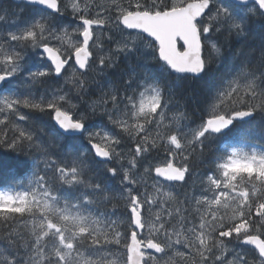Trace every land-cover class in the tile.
Wrapping results in <instances>:
<instances>
[{
  "label": "snow or ice",
  "instance_id": "obj_1",
  "mask_svg": "<svg viewBox=\"0 0 264 264\" xmlns=\"http://www.w3.org/2000/svg\"><path fill=\"white\" fill-rule=\"evenodd\" d=\"M255 25L252 61L205 53ZM256 114L264 0H0V264H172L177 247L179 264H264V143L240 136ZM115 191L124 209L101 211Z\"/></svg>",
  "mask_w": 264,
  "mask_h": 264
},
{
  "label": "trees",
  "instance_id": "obj_2",
  "mask_svg": "<svg viewBox=\"0 0 264 264\" xmlns=\"http://www.w3.org/2000/svg\"><path fill=\"white\" fill-rule=\"evenodd\" d=\"M2 2L5 5L12 3L10 0H2ZM259 27H260L259 25L254 26L253 35L250 36L247 40L237 41V40H234L230 37L225 38L229 42V47H228V50L226 52L224 49H221V52L218 53L215 49H212L211 52L209 53L207 51V48H206L205 53L207 55H209L210 58L211 57L225 56L226 59H225L224 63H226L229 68L231 67L233 60H234V57L232 55L233 52H236V53L244 52L246 54V57H247L245 63H247L248 61H252L254 56L258 57V55H259L258 50H259V46L261 43V37L258 34L259 33ZM211 43L212 42H210L208 45L209 48L211 47ZM107 45H109V44L107 43ZM108 47H111L114 49V47H112V45H109ZM255 62L258 63V59ZM74 74L76 76H79V73H74ZM214 75L222 76V75H224V73L223 72H220L218 74L214 73ZM72 76H73V73L70 71L69 76L66 77V79L71 80ZM97 79H99V77H97ZM197 94L199 96V101L194 105V107H195L196 117L199 118V116L203 114V109L205 107H208L209 111L211 110V108H210V105L204 104V102H203L204 97L202 94L199 93V90H197ZM84 99L87 100L88 103L91 105L94 101L97 103L99 102V95L97 94L95 96H92L90 99L88 97H84ZM74 103H75V101H74ZM24 111L27 112L29 110L25 109ZM98 111L102 112L103 109H98ZM169 115L172 116V115H175V113H169ZM33 116L34 117L35 116H41L42 119H40V120L34 119L33 121H31V123L33 125L39 126L41 129L47 131L48 128L50 127V122L48 120V117L44 114L37 113L34 110H33ZM94 119H97V118H94ZM25 126L26 125L23 122H21V127H25ZM96 130L99 131L101 129L97 128ZM262 133H264V117H261L260 115L256 114L255 118L253 120H251V122L249 124L243 125V130L241 131L240 136L246 138L249 142H254V143L260 144V143H264V139L261 138ZM49 135H53V134L49 133ZM226 139L228 140V142H232L231 137L226 138ZM237 142H242V141L238 140ZM217 148H218V145L214 143L212 145V152H216ZM0 151H3V150L0 149ZM153 155L156 157L155 159H153L151 161V163L154 166H156V164H158V162H161L165 159L164 153H159L158 155L153 154ZM5 159H6V161L8 160L7 157ZM22 159H24V158H22ZM27 159L31 160L30 157H28ZM8 162L13 166L14 171L16 173V176L18 178L24 180L25 183H27V180L29 178H31L30 175H27L28 166L25 163H22L20 161L11 160ZM193 166L197 169L198 172H204L207 169V165H200L198 161H193ZM8 179H10V177L5 176V180H8ZM144 179L147 181V183L149 185L152 183V180L150 177L145 176ZM193 179L195 182L194 183L190 182V187L188 189H186L187 191L191 192V191H195V190L199 189L198 179L196 177H194ZM149 191L151 192L152 189H149ZM109 195H115L117 197V199H114L112 201V203L100 205L99 206L100 210L101 211H104L105 209L111 210L115 206L116 208H118L122 211L124 209V205H125L126 201L122 198H119V196H120L119 192L115 191L114 193H110ZM0 250H2V249H0ZM242 250L243 251H246V250L249 251L248 256L250 259L255 256L253 249H250V248H247L244 246Z\"/></svg>",
  "mask_w": 264,
  "mask_h": 264
},
{
  "label": "rangeland",
  "instance_id": "obj_3",
  "mask_svg": "<svg viewBox=\"0 0 264 264\" xmlns=\"http://www.w3.org/2000/svg\"><path fill=\"white\" fill-rule=\"evenodd\" d=\"M66 2H70V0H66ZM109 0H99V3L101 4H105V3H108ZM69 34L73 40V42H76L77 41V37L76 35L72 32V30L70 29L69 30ZM110 33H108L107 31H105L103 34H101L98 30L95 32V35H94V39H96L97 37L99 38V40H104V44H103V47H108L109 45H107V41H106V37L109 35ZM99 42V41H98ZM93 47V45L91 46V48ZM112 47L115 48V45L112 44ZM90 48V50H91ZM95 73H93L94 75ZM73 75H75L73 73ZM76 76V75H75ZM130 156V154H129ZM165 160V159H164ZM164 160L161 161V162H158V164H156V166H159V165H162L164 163ZM174 194V193H173ZM230 247V246H229ZM231 248V247H230ZM185 251L182 247H177L176 249L173 250L172 252V256H171V260H172V264H179V257L177 256V252H183Z\"/></svg>",
  "mask_w": 264,
  "mask_h": 264
},
{
  "label": "water",
  "instance_id": "obj_4",
  "mask_svg": "<svg viewBox=\"0 0 264 264\" xmlns=\"http://www.w3.org/2000/svg\"><path fill=\"white\" fill-rule=\"evenodd\" d=\"M11 1H12V0H11ZM129 31H132V30H129ZM91 45H92V43H91V41H90V47H91ZM245 246H247V245H245ZM247 247L252 248V246H247ZM146 251H149V252H153V253H154V250H146ZM154 254H155V253H154ZM155 255L159 256V254H155Z\"/></svg>",
  "mask_w": 264,
  "mask_h": 264
},
{
  "label": "flooded vegetation",
  "instance_id": "obj_5",
  "mask_svg": "<svg viewBox=\"0 0 264 264\" xmlns=\"http://www.w3.org/2000/svg\"><path fill=\"white\" fill-rule=\"evenodd\" d=\"M230 247H231V245H230ZM243 251V250H242ZM244 252H246L247 254L249 253V251L248 250H246V251H244Z\"/></svg>",
  "mask_w": 264,
  "mask_h": 264
}]
</instances>
